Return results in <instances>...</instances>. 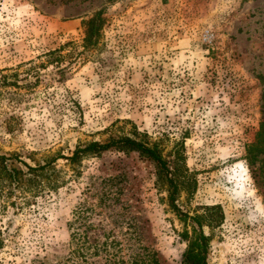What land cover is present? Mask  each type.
Segmentation results:
<instances>
[{"label":"rangeland","instance_id":"374dc122","mask_svg":"<svg viewBox=\"0 0 264 264\" xmlns=\"http://www.w3.org/2000/svg\"><path fill=\"white\" fill-rule=\"evenodd\" d=\"M263 122L264 0H0V264H180L196 215L208 264H264ZM125 135L181 212L137 151L65 158ZM49 161L33 195L4 175Z\"/></svg>","mask_w":264,"mask_h":264},{"label":"trees","instance_id":"16d2710c","mask_svg":"<svg viewBox=\"0 0 264 264\" xmlns=\"http://www.w3.org/2000/svg\"><path fill=\"white\" fill-rule=\"evenodd\" d=\"M85 24L87 26L86 29V37L84 38V47L86 49H89L90 47H94L97 38L100 35L101 26L103 24V19L100 15V12H98L95 16L89 18L85 21ZM258 144L261 151L264 152V122L261 126V129L258 133ZM110 148L119 149L122 151H137L140 154L146 156L149 158L157 167L158 171L165 175L168 187H169V202L170 205L177 211L181 212L180 209L175 204V194L178 189L179 181H181V174L177 173L175 169H171L168 165V161L163 158L161 155V150L159 149V146L157 143L153 142L150 143L147 140H143L142 138L132 137V136H118L116 138H110L106 142H100V141H91L83 146L76 147L71 156L65 157L66 159H70L71 161H75L81 154L86 152H93V153H100L101 151L109 150ZM64 157V156H61ZM6 157L3 155H0V159L3 161ZM54 160V159H53ZM51 160V161H53ZM51 161L46 162L42 165H37L36 167H31L26 164L28 167V173L32 174L31 177H29L30 183L27 185H21L22 181H26L25 173L22 171H17L16 169H8L6 166L4 175L6 176L9 185H15L18 187H21L24 192H28L29 195H33V193L39 192L41 188H45L46 186H51L49 183H43L41 180L37 179V182H35L36 178L38 176L43 175V173H39V171H45L47 170V167L51 165ZM18 173L21 175L19 176ZM35 182V183H33ZM24 201L28 202L29 197L24 196ZM185 216H188L187 214H184ZM194 223L198 225V229L193 228V234L190 236L189 243L187 246V249L182 255V259L180 261V264H208L207 262V251H208V245H209V236L206 235L201 226V220L198 215L190 217ZM90 237H87V233L82 230L81 232H77L76 234L72 235L73 241H75L76 245L79 244V241H81L80 247H75L74 249L77 251H80L81 254L84 253L85 249H89L88 247H84L83 245L85 242H89ZM94 242V246L92 248L94 249L93 253H96L100 250L99 243H97L96 237L92 240ZM103 250H105L108 255H113L108 253V247L110 245L103 244ZM101 245V246H102ZM84 255V254H83ZM109 264H119L117 261H109ZM123 262V261H121Z\"/></svg>","mask_w":264,"mask_h":264},{"label":"built area","instance_id":"2783aa9c","mask_svg":"<svg viewBox=\"0 0 264 264\" xmlns=\"http://www.w3.org/2000/svg\"><path fill=\"white\" fill-rule=\"evenodd\" d=\"M206 37H209V32L208 31H206Z\"/></svg>","mask_w":264,"mask_h":264}]
</instances>
